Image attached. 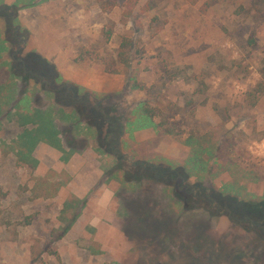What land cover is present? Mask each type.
<instances>
[{
	"label": "rangeland",
	"instance_id": "obj_1",
	"mask_svg": "<svg viewBox=\"0 0 264 264\" xmlns=\"http://www.w3.org/2000/svg\"><path fill=\"white\" fill-rule=\"evenodd\" d=\"M128 1L0 4L17 7L23 52L119 117L128 164L168 160L189 185L263 200L264 0ZM5 71L0 85L12 80ZM16 81L0 92V264H264L256 234L183 208L164 184L118 179L74 105ZM37 110L55 136L19 154L17 136L35 125L14 114L37 122Z\"/></svg>",
	"mask_w": 264,
	"mask_h": 264
},
{
	"label": "trees",
	"instance_id": "obj_2",
	"mask_svg": "<svg viewBox=\"0 0 264 264\" xmlns=\"http://www.w3.org/2000/svg\"><path fill=\"white\" fill-rule=\"evenodd\" d=\"M128 2L130 4L132 0ZM101 9L104 11L107 7L102 4ZM16 10V5L8 7L0 4V16L4 17L6 23V33L3 34L0 31V59L4 52L9 54V64L0 60V70H6L5 72L12 79L8 83H1L0 92L2 88L6 89L7 92H15L17 90L16 80L23 84L30 81L35 82L42 92L53 97L55 101L69 102L75 106L74 111L78 113L79 118L87 119L86 124L89 129L92 128L94 131L100 147L99 150L114 159L116 170L115 174L111 173V175H116L118 179L121 175L125 183L135 185H140L145 180L164 184L175 195L176 200L183 208L188 210L194 206H202L214 217L225 216L232 223L243 227L246 232L250 231L256 234L258 240L264 244V199L257 201L241 199L238 196V190L233 191L232 186L225 187L224 192L221 191L216 194L202 182L197 181V183L189 185L186 182L189 177L187 169L181 164L172 163L168 160H157L154 163L153 161L137 159L128 164L123 155L121 156L123 128L119 117L110 108L97 101L94 95L91 98L90 91L63 81L56 67L48 60L35 52H23L27 44V37L20 35V32L25 30L17 26ZM12 42L16 44V49L7 46ZM5 65L6 67H4ZM10 89L12 90L10 91ZM13 98L14 96L11 97L12 100ZM22 102H24V97L19 99L18 104ZM52 112L53 109L51 108L48 114L50 115ZM23 113L27 114L26 117L22 116ZM23 113L15 112L14 116L22 120L23 126L32 124L35 127L32 129L24 128L23 133L17 136L15 144H19V154H24V151L29 154L38 142L45 140V136L53 137L55 132L51 124L52 121L41 122L44 113L40 110L34 111V114L40 119L37 122H32L31 115H29L32 114L31 111H24ZM129 169L133 172H129ZM179 169L181 170L179 171Z\"/></svg>",
	"mask_w": 264,
	"mask_h": 264
}]
</instances>
